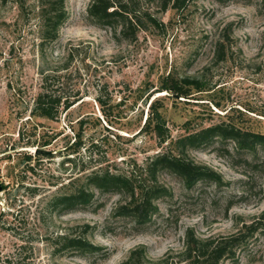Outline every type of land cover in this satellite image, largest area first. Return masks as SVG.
Returning <instances> with one entry per match:
<instances>
[{"label":"rangeland","instance_id":"obj_1","mask_svg":"<svg viewBox=\"0 0 264 264\" xmlns=\"http://www.w3.org/2000/svg\"><path fill=\"white\" fill-rule=\"evenodd\" d=\"M41 1L0 0V264H121L141 246L157 260L182 250L189 228L201 238L226 235L264 214V153L252 172L232 143L221 141L188 154L228 183L188 189L178 176L161 171L158 180L172 195L157 201L159 211L138 230L129 220L112 217L124 200L117 193L92 187L95 199L86 208L49 206L53 196L72 191L94 170L142 176L150 157L167 150L187 127L208 126L242 111V126L264 132V0H195L182 12H156V0H142L163 25L122 42L112 30L88 21L92 0H67L69 18L43 52ZM231 22L227 59L217 61L215 39ZM70 55L69 71L83 98L58 119L34 115L42 71L60 69ZM170 76L201 79L205 90H194L185 100L167 91L152 96L163 98L161 112L171 134L161 143L141 128L149 113L147 95ZM103 86L112 97L109 118L97 101ZM46 140L50 144L42 145ZM38 148L49 155L37 154ZM87 224L88 239L107 253L56 250L58 234L82 231ZM223 264H264V235L237 261Z\"/></svg>","mask_w":264,"mask_h":264},{"label":"trees","instance_id":"obj_2","mask_svg":"<svg viewBox=\"0 0 264 264\" xmlns=\"http://www.w3.org/2000/svg\"><path fill=\"white\" fill-rule=\"evenodd\" d=\"M194 1L156 0V12H165L169 8L182 12ZM66 2L67 0L41 1L40 50L42 52L47 45L56 42L60 37V30L69 18ZM156 12L146 7L142 0H92L87 7V19L94 26L112 30V35L118 42L134 41L141 30L149 26L162 27V21ZM233 28L234 24L229 23L215 39L217 61L227 59ZM71 62L70 55L68 62L60 69L42 71L43 85L33 102L34 115L51 120L58 119L63 110L70 109L83 98L81 89L72 79V71H69ZM204 87V81L198 78L170 76L164 79L161 85L153 89L145 99L149 113L141 131L154 132L159 142H167L171 134L161 112L164 106L163 98L156 96L151 99L152 96L157 92L167 91L174 99L185 100L193 98L194 90L203 91ZM103 88L104 91H100L97 101L104 116L109 118L111 111L108 110V106L112 97L105 92L106 87ZM243 114L242 111H238V114L228 115L226 120L197 129L187 127L184 134L171 140L167 150L150 157L143 169L145 173H142V176L146 174L145 177L112 172L108 169L94 170L72 191L53 196L49 206L55 211L86 208L95 199L92 187L101 192L117 193L124 200L113 209L112 217L127 219L133 223V228L138 230L149 223L159 211L157 201L172 195L171 190L158 180L161 171H168L178 176L188 189H193L200 183L214 184L217 187L228 183L217 170L190 158L189 149L202 148L218 141L224 144L231 142L234 152L238 154L236 156L240 157L252 172L259 170L260 156L264 153V132L242 126ZM50 142L46 140L42 145H48ZM81 144V140L74 142V151H77ZM228 151L234 159V154L229 149ZM36 153L49 155L41 148H38ZM26 158L31 160L32 154H28ZM91 230L92 226L87 224L82 231L58 234L55 239L56 250L83 255L100 251L107 253L104 247L88 239ZM258 234L264 235V214L257 220L243 223L236 231L226 235L201 238L194 229L189 228L186 231L182 250L170 251L162 258L153 260L147 256L145 248L141 246L133 249L121 264H223L227 260L235 262L240 252L248 249Z\"/></svg>","mask_w":264,"mask_h":264},{"label":"water","instance_id":"obj_3","mask_svg":"<svg viewBox=\"0 0 264 264\" xmlns=\"http://www.w3.org/2000/svg\"><path fill=\"white\" fill-rule=\"evenodd\" d=\"M1 188V187H0Z\"/></svg>","mask_w":264,"mask_h":264}]
</instances>
